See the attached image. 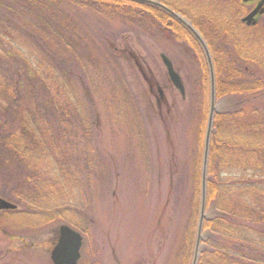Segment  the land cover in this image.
Returning <instances> with one entry per match:
<instances>
[{"label":"trees","instance_id":"16d2710c","mask_svg":"<svg viewBox=\"0 0 264 264\" xmlns=\"http://www.w3.org/2000/svg\"><path fill=\"white\" fill-rule=\"evenodd\" d=\"M154 1L185 19L206 43L215 100L235 101L213 117L196 264H264V25L242 22L247 4L241 0H191L196 5ZM76 9L110 20L149 14L194 48L200 61L202 117L182 263L193 264L203 205L211 72L201 43L160 7L135 0H0V160L6 172L0 176V194L30 216L58 223L71 212L67 187L76 184L72 176L93 168L94 155L79 149L81 138L93 141L92 124L80 114L69 74L93 54L89 35L73 18ZM81 122L86 127L82 135L77 132Z\"/></svg>","mask_w":264,"mask_h":264},{"label":"rangeland","instance_id":"374dc122","mask_svg":"<svg viewBox=\"0 0 264 264\" xmlns=\"http://www.w3.org/2000/svg\"><path fill=\"white\" fill-rule=\"evenodd\" d=\"M258 1L245 4L241 20ZM74 11L93 45L82 66L69 69L80 114L92 124L93 141L81 138L79 149L94 155L93 168L72 176L71 212L58 223L1 215L0 264H53L58 229L69 222L84 240L79 264H182L202 117L200 61L194 48L149 14L110 20ZM256 24L263 27L264 15ZM162 55L180 75L185 98L172 84ZM233 103L215 100V111ZM79 125L82 135L86 127ZM4 171L0 160L1 177Z\"/></svg>","mask_w":264,"mask_h":264},{"label":"water","instance_id":"95a60500","mask_svg":"<svg viewBox=\"0 0 264 264\" xmlns=\"http://www.w3.org/2000/svg\"><path fill=\"white\" fill-rule=\"evenodd\" d=\"M142 3H147L150 5H154L160 7L171 14L174 18H176L179 22L184 24L191 33L197 38V40L201 43L204 48L205 54L208 59V63L210 66L211 71V87H212V98H211V112L209 118V124L207 129L206 135V151H205V159H204V167H203V176H202V194H203V205H202V215L199 225L198 231V240H197V248H196V255L193 264L197 263V257L199 253V242L201 239V232H202V224L205 218V201H206V169H207V158H208V149H209V142L212 132V125H213V117L215 113V76H214V69H213V62L209 50L206 46V43L202 39V37L198 34V32L180 15L173 12L168 7L162 5L159 2L153 0H135ZM254 0H243L244 3L251 2ZM264 14V0H261L258 6L247 16L243 19L244 23H247L248 26L255 24V18L258 15ZM162 61L167 68V72L169 78L174 85V87L180 92L183 98H185V87L180 75L175 71L174 66L171 60L166 57L165 55L161 56ZM17 205L13 204L12 202L3 199L0 197V212L1 211H15L17 210ZM83 237L82 235L71 228L68 225H62L58 229V239L55 243L52 252H51V259L53 264H79L81 259V251L83 248Z\"/></svg>","mask_w":264,"mask_h":264},{"label":"flooded vegetation","instance_id":"af4514ba","mask_svg":"<svg viewBox=\"0 0 264 264\" xmlns=\"http://www.w3.org/2000/svg\"><path fill=\"white\" fill-rule=\"evenodd\" d=\"M21 209V210H20ZM20 210V211H19ZM15 211H19V213H17V212H15ZM15 211H1L0 212V217H1V215L2 214H4V213H16V214H19V215H21V216H24V217H26V218H29V216H30V213L29 212H26L22 207H20V206H18V209L17 210H15ZM31 214H34L35 215V213H31ZM0 227H1V223H0ZM0 230H1V228H0ZM2 232V231H1Z\"/></svg>","mask_w":264,"mask_h":264}]
</instances>
